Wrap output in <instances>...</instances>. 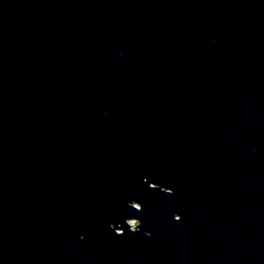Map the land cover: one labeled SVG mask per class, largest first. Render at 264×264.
I'll return each mask as SVG.
<instances>
[{
    "label": "water",
    "instance_id": "95a60500",
    "mask_svg": "<svg viewBox=\"0 0 264 264\" xmlns=\"http://www.w3.org/2000/svg\"><path fill=\"white\" fill-rule=\"evenodd\" d=\"M0 264H264V0H0Z\"/></svg>",
    "mask_w": 264,
    "mask_h": 264
},
{
    "label": "rangeland",
    "instance_id": "374dc122",
    "mask_svg": "<svg viewBox=\"0 0 264 264\" xmlns=\"http://www.w3.org/2000/svg\"><path fill=\"white\" fill-rule=\"evenodd\" d=\"M132 223H134V222L132 221Z\"/></svg>",
    "mask_w": 264,
    "mask_h": 264
}]
</instances>
